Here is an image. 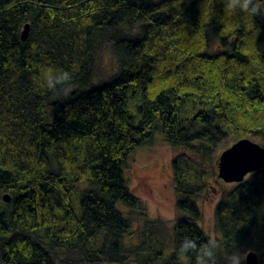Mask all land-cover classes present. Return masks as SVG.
<instances>
[{
  "label": "trees",
  "instance_id": "1",
  "mask_svg": "<svg viewBox=\"0 0 264 264\" xmlns=\"http://www.w3.org/2000/svg\"><path fill=\"white\" fill-rule=\"evenodd\" d=\"M225 3L0 0V195L11 197L0 209V264H195L181 241L209 238L196 204L206 188L187 179L189 159L171 162L178 217L170 247L125 170L157 132L192 151L246 137L264 148V0H254L255 16ZM100 36L118 70L90 86ZM47 69L71 79L49 90ZM77 184L89 188L75 200ZM130 212L147 218L137 245L126 243ZM215 215L216 264L250 247L264 264V163L223 195Z\"/></svg>",
  "mask_w": 264,
  "mask_h": 264
},
{
  "label": "rangeland",
  "instance_id": "2",
  "mask_svg": "<svg viewBox=\"0 0 264 264\" xmlns=\"http://www.w3.org/2000/svg\"><path fill=\"white\" fill-rule=\"evenodd\" d=\"M97 45L98 49L94 57V69L89 83L90 86H95L99 82L108 80L115 75L118 70L116 56L111 45L104 36L99 37ZM217 50V39L211 36L209 52L213 53ZM72 89L74 88H69L66 92ZM131 91L132 89L128 91V94H130ZM137 98V95H134L129 101L128 109L132 113L135 111L134 106ZM191 108V105L185 108V111H183L184 117H189L192 111ZM234 141L236 140L232 138L225 140L218 146L205 147L207 152H201L196 149L192 151L186 148L171 147L164 142L157 132L151 141L131 155L125 170L127 186L134 196H136L138 200L140 199L139 202L141 206L146 209L148 220L155 223L152 228L153 232H157L158 236H161L167 246L169 245L170 247L171 238L173 236V226L178 217L175 209L177 196L173 184L171 162L181 155H185L190 161L188 163L189 172L187 173L189 182H202L206 188L205 191L196 198V204L201 213V219L198 225L208 238H214L220 242V235L216 225V207L223 195L232 189L236 183L229 184L220 180L218 178L217 164L220 154L225 149L229 148ZM254 142L260 145L259 140H254ZM87 188L89 187L85 184L75 185L74 199L77 200L81 191ZM2 197L3 194L0 195V209L7 210L8 203L1 200ZM126 214L133 222L132 233H130V236H127L128 239H126V243L127 245L140 244L145 238L144 223L147 218L140 216L141 213L130 212ZM132 240H134V243H131ZM251 251L256 252L255 248L252 247L245 250L244 253L238 251L243 257L242 264H245L246 255ZM58 257L63 259L65 254H56L55 258Z\"/></svg>",
  "mask_w": 264,
  "mask_h": 264
},
{
  "label": "water",
  "instance_id": "3",
  "mask_svg": "<svg viewBox=\"0 0 264 264\" xmlns=\"http://www.w3.org/2000/svg\"><path fill=\"white\" fill-rule=\"evenodd\" d=\"M29 25L25 26L22 40L28 36ZM264 163V148L250 139L235 141L225 149L218 158V178L225 183H241L247 175L258 171ZM2 200L9 203L11 197L5 194ZM245 264H259L256 252H249Z\"/></svg>",
  "mask_w": 264,
  "mask_h": 264
},
{
  "label": "clouds",
  "instance_id": "4",
  "mask_svg": "<svg viewBox=\"0 0 264 264\" xmlns=\"http://www.w3.org/2000/svg\"><path fill=\"white\" fill-rule=\"evenodd\" d=\"M225 8L231 11L238 8L250 16L260 13V9L254 3V0H226ZM52 73V69H47L42 73L44 84L49 90H55L56 85L65 84L71 79L67 71H61L57 76H53ZM219 246V242L214 238H209L206 242L198 245L194 239L184 237L180 243L179 252L183 255L192 254L195 258V264H216ZM242 261L243 257L238 251L226 256V264H242Z\"/></svg>",
  "mask_w": 264,
  "mask_h": 264
},
{
  "label": "bare ground",
  "instance_id": "5",
  "mask_svg": "<svg viewBox=\"0 0 264 264\" xmlns=\"http://www.w3.org/2000/svg\"><path fill=\"white\" fill-rule=\"evenodd\" d=\"M246 138H247V137H246ZM235 140H236V139H235ZM234 142H235V141H234ZM230 146H231V145H230ZM1 200H2V199H1ZM139 200H140V199H139ZM126 210H127V209H126ZM126 210H125V211H126ZM122 211H123V210H122ZM136 222H137V221H136ZM136 222H135V223H136ZM135 223H134V224H135ZM137 223H138V222H137ZM140 225H141V224H140ZM138 227H140V226H138ZM135 230H136V229H135ZM135 230H133V231H135ZM131 233H132V232H131ZM133 233H135V232H133ZM129 236H130V235H129ZM135 237H136V234H135ZM124 238H125V237H124ZM133 238H134V237H133ZM133 238H132V239H133ZM126 239H128V238H126ZM134 240H135V239H134ZM134 240H132L131 243H132ZM133 243H134V242H133Z\"/></svg>",
  "mask_w": 264,
  "mask_h": 264
}]
</instances>
